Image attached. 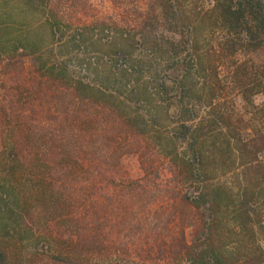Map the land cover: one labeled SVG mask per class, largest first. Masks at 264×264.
Masks as SVG:
<instances>
[{
    "label": "rangeland",
    "instance_id": "obj_1",
    "mask_svg": "<svg viewBox=\"0 0 264 264\" xmlns=\"http://www.w3.org/2000/svg\"><path fill=\"white\" fill-rule=\"evenodd\" d=\"M170 2L178 12L169 23L162 5ZM8 3L0 0V12H9L7 19L20 30L0 37V107L13 118L9 122L0 109V138L19 130L43 134L45 140L92 137L85 145L88 163L75 167L71 176L61 167L45 171L44 192L34 185L39 180L33 163H16L10 175L1 172L16 189L14 201H0L8 224V234H0L4 264H54L57 242L72 244L77 234L92 231L112 253L118 247L120 255L146 256L149 262L171 256L168 243L177 233L182 230L190 241L200 224L193 208L178 197L204 186H221L230 195L218 214L226 250L252 257L257 247L264 251V152L243 167L240 162L249 158L239 151L261 120L256 121L258 112L245 101L238 81L255 88L251 101L264 115V44L230 57L229 39L221 32L207 24L191 29L212 0ZM49 26L55 31L51 38ZM22 30L37 48L9 53ZM6 39H11L8 45ZM7 53L13 55L10 65ZM243 62L247 76L239 71L235 78L233 68ZM77 82L96 90L88 103L73 89ZM4 93L12 95L6 103ZM21 113L24 121L17 116ZM182 126L188 129L185 138ZM74 139L62 146L76 147ZM244 190L254 203L246 206L250 219L241 227L225 212L237 208ZM53 194L60 200L52 201ZM87 212L92 213L90 226L84 224Z\"/></svg>",
    "mask_w": 264,
    "mask_h": 264
},
{
    "label": "trees",
    "instance_id": "obj_2",
    "mask_svg": "<svg viewBox=\"0 0 264 264\" xmlns=\"http://www.w3.org/2000/svg\"><path fill=\"white\" fill-rule=\"evenodd\" d=\"M1 1L4 5L9 4L8 0ZM263 1L264 0H212V7L209 11L197 13L195 25L191 29L196 30L198 26L202 25L203 27L204 24H207L209 30L218 33L221 32L225 35V38L229 39L227 41L226 54H229L230 57L239 52L247 54L256 51L264 44ZM162 8L164 9L166 19H168L170 23V21L174 20L178 12L177 5L170 2L169 4H163ZM7 15H10L7 11L0 12V37H6L10 33L20 30L15 28L17 25L16 22L14 23L7 19ZM51 26L48 27L50 38L55 33ZM21 32H23V30L19 32L18 39L16 38L11 43L9 53L11 51L14 53L19 50L24 51L29 46H33L34 50L37 48L36 43H32L33 41L28 37L29 33L22 34ZM22 35H24L23 39ZM10 41L11 39H6L4 42L8 45ZM12 60L13 55L7 53L6 64L10 65ZM239 71L242 72V76H247V64L245 62L234 66L232 74L235 78ZM261 73L264 74V65ZM238 81L243 90L242 96L245 101L254 106L255 112H258L256 114L259 116L257 117L256 115V121L261 120L260 125H256L255 128L257 129L253 131L250 139L247 141V144L249 143L248 146L243 150L239 148L240 154L245 153L249 158V161L240 162L244 167L245 165L247 166V163L250 165L251 162L255 161L259 153L264 152V115L257 110L254 103L251 101L250 92L255 88L251 87V89H247L242 80L239 79ZM259 86H261V83H259ZM73 89L77 91V94H85L84 101L86 103H88L92 95L96 93V90L87 85H82L80 82H77ZM257 92L256 90V93ZM27 93L29 94L28 89ZM100 94L102 97L104 96L103 93ZM8 96L12 95L4 93L2 102H8ZM9 99H11V97ZM0 109L3 111V117L8 118L9 122L10 120L12 121L13 118L9 115L8 108L2 105ZM17 116L24 117V114L21 113V115ZM1 118L2 117H0V119ZM24 119L25 117L22 118V121H24ZM187 131L188 129L182 126L180 135L185 138ZM57 137L60 138L57 139L53 137L45 140L43 134L36 137L35 135H29L26 130H19V133L8 131L0 138V174L3 172L5 175H10L16 163H33L34 165L31 166V168L33 167L32 169L35 170L32 172L33 176L39 180L38 183L34 185H37V189L41 192L44 188L47 190L46 187L41 184L43 183L41 178L45 171L61 167L63 171H66L67 176H71L75 167L79 165V167L82 168L84 163H88L89 153L85 150V145L92 137L90 133L79 134L78 137L64 135H58ZM72 138H76L74 139L77 142L76 147L62 146V143H70ZM25 141L42 142L43 145L36 146L34 149L31 146L27 148L26 146L22 147L21 144ZM48 142L50 145L58 142V145L55 148L52 146L43 147L45 143ZM174 152L173 158L178 160L179 156L175 149ZM49 162L52 163L51 166H47ZM181 162H183V160ZM45 166L47 167L44 171L39 170L43 169ZM82 170L83 171L79 174L80 177L85 174V170ZM85 181L86 182L81 183V189L86 187V184L89 183L87 179ZM254 182L259 184L258 178L255 177ZM47 186L48 190H51V187H49L51 185ZM52 187V191L55 193L57 190H54V186ZM15 190V187L10 185L5 177L0 175V201H7L8 199H13L14 201L16 199ZM245 190L244 196H242L237 208L225 212L241 227L250 219V215L245 209L246 206L254 203L251 198L246 197L247 191ZM55 194L52 195L51 200L57 202L60 198ZM229 198V193L221 186L213 188L204 186L200 189L193 190L192 196H190L188 192L180 195L178 197L179 202L193 208L200 224L194 229V236H192L190 241L186 240L182 230L177 233V236L168 243V251L171 256L165 254V256L162 255L158 257L157 260L149 262L146 256L130 258L129 256L120 255L118 247L114 249L112 253L111 249L110 251L107 250V247L100 243L98 233H93L92 231L86 234H77L72 244L70 242L62 246V244L57 242L55 250L51 255L52 261L54 264H264V251L258 247L256 248V255H254V257L249 254L240 255L238 252L234 253L226 250L225 243L222 241L223 234L218 232L220 227L218 214L221 212L223 206L226 207L229 204ZM252 198H255V196L253 195ZM62 202V204H66L67 200ZM1 210H3V208H1L0 205V234L3 233L1 237H5L4 235H7L8 231L4 230L7 229L8 224L6 221L7 218L1 215ZM90 217H92V213L88 212L83 216L86 226H90L92 222V218ZM47 244L50 246L48 242ZM152 249L153 248L150 247V252ZM159 250L158 252L163 254L161 249ZM6 257L7 253L5 249L0 247V264H4Z\"/></svg>",
    "mask_w": 264,
    "mask_h": 264
}]
</instances>
